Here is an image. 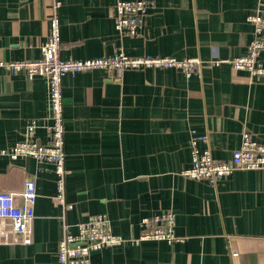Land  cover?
Returning <instances> with one entry per match:
<instances>
[{
    "label": "crops",
    "instance_id": "1",
    "mask_svg": "<svg viewBox=\"0 0 264 264\" xmlns=\"http://www.w3.org/2000/svg\"><path fill=\"white\" fill-rule=\"evenodd\" d=\"M119 1L0 0V62L35 61L59 3L61 58L131 57L231 60L247 55L250 14L264 0H146L153 3L140 34L121 39L115 29ZM264 62V53L261 55ZM66 201H54L57 176L33 158L0 156V192L21 203L24 181H36L32 243L0 245V264H58L64 219L72 235L91 215H105L112 232L141 235V221L162 211L176 216L169 245L142 241L91 254V264H264V170L236 171L216 186L182 176L192 167V133L207 137L198 149L229 161L242 134L264 143V78L230 63L202 67L187 77L178 69L121 73L96 69L63 78ZM48 81L0 69V150L23 139L29 121L46 140Z\"/></svg>",
    "mask_w": 264,
    "mask_h": 264
},
{
    "label": "built area",
    "instance_id": "2",
    "mask_svg": "<svg viewBox=\"0 0 264 264\" xmlns=\"http://www.w3.org/2000/svg\"><path fill=\"white\" fill-rule=\"evenodd\" d=\"M153 3L146 0L119 1L115 7V29L121 39L134 38L140 34ZM59 3L53 6L50 16V33L42 49V58L35 61L0 62V69L12 74L24 72L30 79L41 76L48 81V103L50 123L46 126V140L40 143L37 139L39 122L33 119L28 122L23 139L10 149L0 150V156L11 161L20 158H33L40 164L51 165L57 176L54 201L63 208L64 213L72 209L66 201V168L65 153V120L63 112V78L66 75L76 76L79 73L104 69L111 72L141 70L145 68L178 69L190 77L202 67L230 63L233 69L247 71L251 79L264 78V12L248 15L247 21L253 25L254 36L244 57L220 60L205 64L198 58L177 59L173 57H131L122 49L114 55L79 61H65L61 58V33L58 14ZM207 137L192 133V167L181 174L193 180H205L216 186L221 180L236 171L264 170V143L253 139L248 131L242 134L240 146L234 151L232 159L220 161L214 159L211 150L201 152L199 141ZM36 181L29 177L24 181L20 193L21 203L13 193L0 192V245L32 243V222L35 218L37 200ZM64 221L63 237L58 248V264H91V254L106 248L124 245H137L142 241H164L169 245L183 242L186 239L176 235V216L172 211H162L141 221L140 237L124 238L112 232L109 219L105 215H91L87 221L77 225L78 234L72 235Z\"/></svg>",
    "mask_w": 264,
    "mask_h": 264
}]
</instances>
